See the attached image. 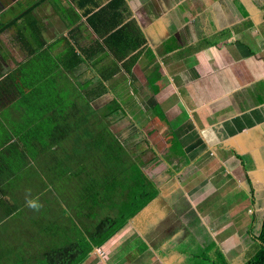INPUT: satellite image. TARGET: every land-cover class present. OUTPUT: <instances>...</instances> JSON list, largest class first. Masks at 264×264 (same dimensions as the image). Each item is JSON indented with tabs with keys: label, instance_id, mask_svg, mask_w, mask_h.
Listing matches in <instances>:
<instances>
[{
	"label": "crops",
	"instance_id": "crops-1",
	"mask_svg": "<svg viewBox=\"0 0 264 264\" xmlns=\"http://www.w3.org/2000/svg\"><path fill=\"white\" fill-rule=\"evenodd\" d=\"M104 87L135 94L112 126L158 192L82 264H244L264 216V0H0V155L33 139L37 93L59 108Z\"/></svg>",
	"mask_w": 264,
	"mask_h": 264
},
{
	"label": "trees",
	"instance_id": "trees-1",
	"mask_svg": "<svg viewBox=\"0 0 264 264\" xmlns=\"http://www.w3.org/2000/svg\"><path fill=\"white\" fill-rule=\"evenodd\" d=\"M133 50L131 47L122 54L124 57L130 56ZM136 62L137 58L126 62L129 72ZM106 89L99 88L92 93L67 89L64 96L65 107L60 105L59 108L48 107L45 94L35 95V105L38 107L33 111V139L23 140L24 137L21 136L16 143L7 145L0 155V264H82L96 246L125 227L157 194L158 190L151 185L144 170L146 162L134 160V155L128 154V149L132 150L134 144L122 140L112 126L110 116L121 114L122 108L104 116L92 104L108 93ZM134 95L121 93L115 98L126 103ZM123 148L125 156L121 154ZM45 149L52 153L53 165L50 163L49 169L38 163L41 150ZM57 150L60 153V169L56 168ZM30 158L36 165L27 168ZM127 164H130V168L126 167ZM24 178L28 181L38 178L39 182L34 183V187L28 192L24 190V186L18 185V181ZM123 178L136 185L123 183ZM42 180L48 183L44 186ZM50 191L55 198L56 211L58 208L64 214L63 226L59 232L63 239L68 240L59 247L43 252L34 246L35 251L31 254L28 250L32 247V241L29 243V238L24 241L20 237L17 239L15 230L16 227L23 230L25 220L26 226L30 221V228L41 229L42 209H31L26 201L34 199L41 205L45 201L51 206V197H46ZM109 194H120L119 196L127 198L121 205L122 212L119 216L101 215L107 210ZM77 197L82 198L84 206L83 203L69 202ZM101 206L100 213L95 210V230L88 229L87 223L79 226L77 219L88 217L95 207L99 209ZM252 229L259 242V250L244 264H264V216ZM27 235L30 237L29 233ZM37 237L39 236H35ZM222 256L225 264H230L223 253Z\"/></svg>",
	"mask_w": 264,
	"mask_h": 264
},
{
	"label": "rangeland",
	"instance_id": "rangeland-1",
	"mask_svg": "<svg viewBox=\"0 0 264 264\" xmlns=\"http://www.w3.org/2000/svg\"><path fill=\"white\" fill-rule=\"evenodd\" d=\"M67 79L65 82V85H67ZM72 85L71 82L69 83V86ZM52 100H49V104L51 105ZM122 103L120 99L118 98H114V96L112 94H108L103 98H99L93 101V106L96 108V110L98 111L99 114L106 116L107 114L111 113V111L115 110L119 104ZM66 112H64L65 114ZM121 114H115L114 116H110V120H112L113 118H116L118 116H120ZM118 131L121 130L124 127V121H119L118 123H116V125L114 126ZM121 154L125 156V150L124 148L121 150ZM128 154L130 155L131 152L128 149ZM138 159V161H143V159L141 157H136V155L134 156V160ZM145 161V160H144ZM127 168H130V164L126 165ZM57 169H60V164L57 165L56 167ZM38 179V178H37ZM129 179V177L127 178V180ZM39 180V179H38ZM126 179L123 178V183H127V184H132L133 185V181H127ZM43 185L45 186L48 181H43L42 180ZM17 186V184H15ZM18 185H22L24 186V190L26 191H30L33 187H34V182H30V180L28 181L27 178L21 179L18 181ZM136 185V184H134ZM133 185V186H134ZM108 193H111V191H109ZM60 195V194H59ZM65 195V194H64ZM120 195V194H119ZM115 196L114 194H109L108 198H107V210L105 211V214L101 213L102 217L103 216H108L114 213V217L119 216L120 212H122V207L121 205L124 204L123 202V197L122 196ZM46 197H51L52 205L50 206L49 203H46L45 201H43V205L41 207V215H40V222H41V229L40 230H36L35 228H30L31 227V222L29 221L28 226H26V220H25V228L19 229L18 227H16L15 230V234L17 235V239L20 237L23 241L24 240H28L27 238H29L28 242L30 243V241H32V247L28 250V252H30L31 254L34 253L35 249L34 246L37 247L38 249L40 248V250L45 251V250H49L52 249L54 247H59L60 244H65L66 241L68 239H63L61 237L60 234V228L63 226V221H64V214H62L60 212V210L57 208L56 211V204L54 203V195L53 192H48ZM120 197V198H119ZM65 198V196H64ZM118 204L114 203V201L118 200ZM69 202H74L73 204H82V206H84V202L82 200L81 197H77ZM121 202V203H120ZM81 206V207H82ZM102 206L98 209L97 207H95V210L97 212L100 213ZM73 211H77L76 209H73ZM115 212H117V214L115 215ZM79 219H77L78 222ZM73 225L75 226L76 224L73 223ZM28 232L30 237H27L28 233H24V232ZM35 236H39L37 238H35ZM210 242L212 243V240L209 238ZM258 251L257 249V245H251V249L249 251V253L245 254L244 259L245 262L247 260H249L250 258L254 257L256 255V252ZM234 255V254H233Z\"/></svg>",
	"mask_w": 264,
	"mask_h": 264
},
{
	"label": "clouds",
	"instance_id": "clouds-1",
	"mask_svg": "<svg viewBox=\"0 0 264 264\" xmlns=\"http://www.w3.org/2000/svg\"><path fill=\"white\" fill-rule=\"evenodd\" d=\"M26 204L29 208L37 210V211L42 207V205L34 199L27 200Z\"/></svg>",
	"mask_w": 264,
	"mask_h": 264
}]
</instances>
